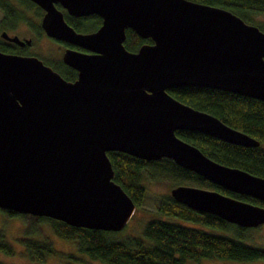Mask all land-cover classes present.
<instances>
[{
	"label": "water",
	"instance_id": "95a60500",
	"mask_svg": "<svg viewBox=\"0 0 264 264\" xmlns=\"http://www.w3.org/2000/svg\"><path fill=\"white\" fill-rule=\"evenodd\" d=\"M43 10L44 34L90 51L65 50L77 72L64 80L40 59L0 51V209L70 226L117 232L135 205L116 184L106 155L167 158L228 191L264 201V178L206 157L175 130L240 146L249 135L172 97L196 86L264 102V31L229 10L191 0H29ZM68 15L96 14L76 32ZM151 43L123 46L125 29ZM0 37L29 43L4 31ZM169 196L240 227L264 224V207L179 184Z\"/></svg>",
	"mask_w": 264,
	"mask_h": 264
},
{
	"label": "trees",
	"instance_id": "16d2710c",
	"mask_svg": "<svg viewBox=\"0 0 264 264\" xmlns=\"http://www.w3.org/2000/svg\"><path fill=\"white\" fill-rule=\"evenodd\" d=\"M225 8L243 21L256 25L264 31V22L253 21V15L264 17V0H191ZM34 4L29 0H0L3 18L0 28L6 30L20 22H31L26 17ZM64 20L78 30H92L98 23L96 17L75 18L64 13ZM82 22V23H81ZM37 28V27H36ZM133 31L125 30L123 46L135 51L147 42ZM9 45L0 42V50ZM180 102L216 116L226 125L237 129L259 142L258 146H240L218 138L189 130H175L180 139L197 147L206 157L225 166L240 168L253 175L264 178V102L233 92L196 86H181L166 90ZM113 170V181L139 207L144 195L143 178L170 180L172 186L188 184L215 190L223 195L264 207V201L245 194H237L213 184L196 173L181 168L167 158L143 160L118 152H106ZM8 215L20 216L28 220L30 226L46 222L54 235L61 239L73 240L77 254L84 255L100 264H184L186 259L198 261L201 258L229 259L234 261H253L264 258V248L249 245L242 241L251 227H240L220 217L192 210L164 196L156 206L155 217L148 219L142 226L141 237H120L117 232L70 226L48 217L18 214L2 210ZM177 218L191 221L202 226L224 231L228 235L208 232L200 227H192L170 221ZM28 257L41 261L45 256L55 254L48 240L21 237ZM0 251L11 254L7 241L0 239ZM74 258V255H68ZM2 264V263H0Z\"/></svg>",
	"mask_w": 264,
	"mask_h": 264
},
{
	"label": "rangeland",
	"instance_id": "374dc122",
	"mask_svg": "<svg viewBox=\"0 0 264 264\" xmlns=\"http://www.w3.org/2000/svg\"><path fill=\"white\" fill-rule=\"evenodd\" d=\"M26 17L34 18L31 11H26ZM1 18V15H0ZM253 21L264 22V17L260 14L253 15ZM17 29L9 31L16 33L20 37L31 35L32 45L31 51L40 54L41 56L51 53L55 50V42L49 40L45 35L39 36L35 33H30L25 30V24L21 22L16 24ZM142 185L144 186V195L139 207H136L125 223L122 230L117 234L120 237L138 236L141 237V229L143 224L150 218L155 217L156 206L160 203L164 196L169 195V189L172 187L170 180L166 178L150 179L143 178ZM170 221L188 225L192 227H200L208 232L219 235H228L224 231L211 229L200 224L177 218H167ZM32 239L35 237L39 240H48L55 250V254L45 256L41 261L30 258L25 253V247L21 241V237ZM0 239L7 241L11 247V254H6L0 251V263L2 264H100L97 261L90 260L84 255L77 254L73 240L61 239L54 235L49 225L44 221L39 225L30 226L27 219L16 215H8L0 210ZM243 242L264 248V224L256 227H251L246 231ZM74 255V258L67 257ZM184 264H264V258L253 261H234L229 259H214L201 258L198 261L186 259Z\"/></svg>",
	"mask_w": 264,
	"mask_h": 264
},
{
	"label": "flooded vegetation",
	"instance_id": "af4514ba",
	"mask_svg": "<svg viewBox=\"0 0 264 264\" xmlns=\"http://www.w3.org/2000/svg\"><path fill=\"white\" fill-rule=\"evenodd\" d=\"M54 6L58 10H60L62 12L63 19H64V13H66L65 10L60 6L59 3H55ZM31 13L33 14V17H34V19L32 21L34 25H32L31 22H27V21L26 22H21L22 24H25V26H26L25 30L28 32V34L35 33V34H37L39 36L45 35L43 30L40 27V20H41V17L43 15V13H44L43 10L41 8H39L37 5L34 4V8L31 10ZM0 15H1V18H0V21H1V19L3 18V12L1 10H0ZM68 16H71V15H68ZM90 16L91 17L92 16L96 17L98 19L97 25L92 30H78V31H76L75 29L74 30L76 32H79V33H90V32L95 31L99 27V25L101 23V18L98 15L90 14V15H86V16H71V17L88 18ZM15 26H12V27H10L9 29H6V30L0 28V32L4 31L8 36H16L18 39H20L22 41L29 40V43H24L23 45H18L16 43L12 42V41H8V40L0 37V42L1 43L3 42V43H6V44L9 45L8 49L0 50L1 52L9 53V54H17V55H31V56H35L38 59H40L41 62L44 65L50 67V69L52 71L58 73L64 80L73 81L74 79H76V76H77L76 70L62 61V55H63L64 51L68 50V49L76 51V52H79V53H84V54H89V53H91L90 51H88L86 49H83V48H81L79 46L67 43L65 41L53 39V38L48 37V36L45 35L47 38H49V40L55 42L56 46H55V50H53L51 53H48V54H45V55L41 56L40 54H37L36 52H33V51L30 50L31 49V45H32V40H31L32 36L31 35H27V37H24V36L20 37L16 33H12V32L10 33L9 32V31L17 29V27H15ZM127 29H125V30H127ZM147 40L148 41L145 42V43H151V41L149 39H147Z\"/></svg>",
	"mask_w": 264,
	"mask_h": 264
}]
</instances>
